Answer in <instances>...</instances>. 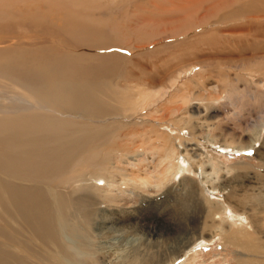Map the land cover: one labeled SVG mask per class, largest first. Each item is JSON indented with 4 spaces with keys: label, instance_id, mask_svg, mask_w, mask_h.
<instances>
[{
    "label": "bare ground",
    "instance_id": "obj_1",
    "mask_svg": "<svg viewBox=\"0 0 264 264\" xmlns=\"http://www.w3.org/2000/svg\"><path fill=\"white\" fill-rule=\"evenodd\" d=\"M195 1L0 0V264H94L99 254L104 258L108 233L119 237L128 232L125 226L135 229L107 206L109 199L117 204V176L128 177L122 162L135 153L122 148L133 135L124 109L134 113L152 98L138 88L140 67L126 66L135 67L127 64L132 57L166 39L169 30L187 29L200 9L213 5L209 12L216 15L242 0ZM251 1L223 19L256 7L264 13V0ZM156 26L165 37L156 38ZM123 80L137 85L114 84ZM164 152L158 183L186 168L179 152ZM125 164L138 170L135 162ZM245 201L246 195L240 205ZM258 206L264 209V196ZM229 218L241 228L249 224L253 233L233 229L221 235L222 245L244 252L239 264H264V242L253 230L260 220ZM192 244L182 245L169 264L201 245ZM140 256L132 264L146 262Z\"/></svg>",
    "mask_w": 264,
    "mask_h": 264
},
{
    "label": "rangeland",
    "instance_id": "obj_2",
    "mask_svg": "<svg viewBox=\"0 0 264 264\" xmlns=\"http://www.w3.org/2000/svg\"><path fill=\"white\" fill-rule=\"evenodd\" d=\"M253 2L242 0L216 15L208 5L196 12L199 19L187 29L169 30L166 39L142 47L127 63L135 65L127 70L140 67L138 88L150 93L152 105L138 104L134 113L124 109V120L132 123L126 129L133 135L122 148L135 153L122 162L128 177L117 176V204L109 199L107 206L135 229L125 226L128 232L119 237L108 233L102 241L107 257L99 254L94 264L104 259V264H132L133 256L141 260L140 255L147 257L142 264H169L187 242L201 245L173 264H239L244 252L222 245L221 235L233 229L240 234L242 229L253 231L249 224L232 225V213L242 220H260L253 230L255 239L264 242V209L258 206L264 196V13L256 7L236 19H223ZM154 32L157 39L165 37L159 26ZM114 84L132 89L137 85L126 80ZM164 148L179 152L186 168L181 174L172 170L158 183L154 177ZM126 162H135L138 170ZM66 234L72 243V226Z\"/></svg>",
    "mask_w": 264,
    "mask_h": 264
}]
</instances>
